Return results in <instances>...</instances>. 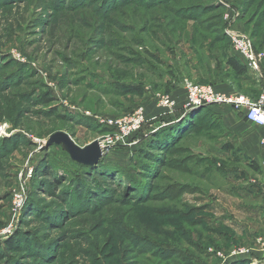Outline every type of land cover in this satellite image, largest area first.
<instances>
[{"label":"rangeland","instance_id":"1","mask_svg":"<svg viewBox=\"0 0 264 264\" xmlns=\"http://www.w3.org/2000/svg\"><path fill=\"white\" fill-rule=\"evenodd\" d=\"M140 1L0 0V264H264L235 191L264 178L227 148L243 111H183L188 82L264 93V62L248 78L226 65L232 32L264 52V0ZM160 94L182 106L154 122ZM139 107L151 123L92 169L44 148L56 132L101 144L108 119ZM181 111L152 151L149 134Z\"/></svg>","mask_w":264,"mask_h":264},{"label":"built area","instance_id":"2","mask_svg":"<svg viewBox=\"0 0 264 264\" xmlns=\"http://www.w3.org/2000/svg\"><path fill=\"white\" fill-rule=\"evenodd\" d=\"M230 39L235 53L246 63L252 74L258 76L261 73L264 52H257L252 39L244 34L232 32ZM185 90L187 102L184 105V110L187 112L191 109L198 110L214 105H228L232 109L243 111L248 123L264 128V93L256 99L242 93L227 95L216 90L211 84H195L193 82H188ZM157 107L164 114H173L177 109V101L169 95L160 94L157 96ZM149 121L144 107H139L124 116L108 119L107 125L114 131L107 134L101 142L102 150L107 152L109 148L127 144L128 140L140 132ZM261 145L264 149V135L261 138ZM259 167L264 178V159L259 163ZM261 245L264 244L261 243ZM249 252L248 249L235 251L234 260L243 259Z\"/></svg>","mask_w":264,"mask_h":264},{"label":"crops","instance_id":"3","mask_svg":"<svg viewBox=\"0 0 264 264\" xmlns=\"http://www.w3.org/2000/svg\"><path fill=\"white\" fill-rule=\"evenodd\" d=\"M175 99L177 101V108L182 106V104L180 105L179 103L180 98L175 97ZM237 124V122H232V125ZM242 125L243 126H241L240 130H236L237 134L235 135L236 138H234V141L229 142L232 144L229 148L232 152L234 151L245 156L248 159V164L249 162L254 161L259 165L264 159V149L261 145L264 128L256 127L248 123L246 120L242 122ZM249 168L251 169V166H249ZM237 187L238 188L235 191L241 196L238 202L242 208V210L239 211V214H241V219L246 216V222H244L246 225H244L243 228L240 225V229L242 231H248L252 241H264V186Z\"/></svg>","mask_w":264,"mask_h":264},{"label":"trees","instance_id":"4","mask_svg":"<svg viewBox=\"0 0 264 264\" xmlns=\"http://www.w3.org/2000/svg\"><path fill=\"white\" fill-rule=\"evenodd\" d=\"M154 3L156 4V2H154ZM158 3L159 2H157V4ZM250 38L252 39V41H254L253 38H252V36ZM253 44H254V42H253ZM254 47H255V50L257 52H259L258 49L256 48L255 44H254ZM226 65L232 71V73L234 74V76L241 77V78H248L252 74V72L250 71V69L248 68V66L246 65V63L235 53L234 50H233V54L227 56ZM262 65H263V63H262ZM261 70H262V67H261ZM216 90L220 91L218 88H216ZM138 91H140V90L138 89ZM220 92H222V91H220ZM237 93H241V92H237ZM253 96L254 97H252V98L256 99L259 96V93H257L256 95H253ZM206 108H208V107H204L201 111H197L195 113V115L193 116L194 123H196L195 121H197V119H199V116L202 113H204L203 111H205V110L208 111ZM183 111L185 112V110H183ZM184 112H182L181 114H178L175 119L172 117L170 120H168V122H167V124L165 126H160L159 128H157V130L155 132H152V134H149L148 137H150L151 135L152 136H151V138L148 141V147L152 151L154 149L156 150V149H159V148L164 150L165 147H167V144H168L167 142L170 139V137H173L175 135L174 133L176 131L180 130L176 126H179L180 124H181V126H183V124H185L187 122V119H186V122H185V120L180 121L181 118L183 117ZM169 115H171V114H169ZM169 115L168 114H166V115L165 114H161L160 116L156 117L153 121L154 122H159V121L167 120V119H169V118H167V116H169ZM190 122H191V120H190ZM150 123H151V121L149 122V124ZM193 125L194 124H192L190 128H193ZM186 132H188V130H186L185 132H183V134H185ZM179 138H181V136ZM229 146H230V144L227 145V148L228 149H229ZM148 151L149 150L147 149L144 152V154L146 156H148L149 154H151V152H148ZM80 166L82 168H87V169H92V168L95 167V166H85V165H80ZM249 166H251L252 168H257L258 167L257 164H256V162H254V161L249 162ZM13 244H14V242L11 241V243L9 245L11 247H13ZM234 263H236V264H242V263H245V262H234Z\"/></svg>","mask_w":264,"mask_h":264},{"label":"water","instance_id":"5","mask_svg":"<svg viewBox=\"0 0 264 264\" xmlns=\"http://www.w3.org/2000/svg\"><path fill=\"white\" fill-rule=\"evenodd\" d=\"M53 144L61 145L62 148L69 154L71 160L86 166H94L98 164L100 159L105 155V152L102 150L98 141L81 148L67 133L64 132H56L52 134L46 142L44 148Z\"/></svg>","mask_w":264,"mask_h":264}]
</instances>
